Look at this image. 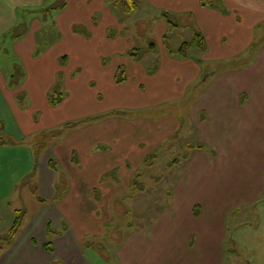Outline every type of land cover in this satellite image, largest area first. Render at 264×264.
Returning a JSON list of instances; mask_svg holds the SVG:
<instances>
[{"label":"rangeland","instance_id":"1","mask_svg":"<svg viewBox=\"0 0 264 264\" xmlns=\"http://www.w3.org/2000/svg\"><path fill=\"white\" fill-rule=\"evenodd\" d=\"M137 1L139 10L125 16L115 11L107 0H89L82 4H77L76 0H43L42 5L18 11L19 27L26 24L24 27L28 28V34L29 28L35 24L36 31L23 55L15 53L18 50L14 45L15 39L24 36L22 28L10 32L0 43V69L4 73L7 70L10 76L6 91L15 93L10 100L13 105L9 104V111L0 106V116L6 110V116L10 117L7 120L0 117L3 121L0 128V264H118V250L128 236L146 227L155 219L156 212L169 206L176 179L185 169L190 178L198 172V161L191 158L196 151L192 145L202 143L194 123L205 116V111L199 114L197 110L202 91L199 86L206 76L204 70L214 66L215 75H219L225 70L248 67L264 49V17L252 12L253 9L236 5V1L229 6L223 0ZM216 1L223 3L226 12L202 5ZM198 8L220 13L222 17L219 18H225L226 24L233 20L242 26V41L239 44L234 42L235 30L230 33L224 30L225 36L207 35L200 23L209 16L199 13ZM165 12L172 14L174 19L170 24L175 27L163 18ZM190 14L192 18L188 25ZM76 26H79L80 33L75 32ZM195 31L205 34L207 45L205 52L201 53L196 47L191 51V59L202 71L196 84L185 90V96L179 103L148 109L131 108L134 97L136 99L135 90L142 93L145 90L140 88L143 83L140 87L137 85L141 73H147L157 58L160 64L162 60L171 58L168 50L178 49L184 42L192 43ZM166 35L168 40L164 41ZM247 35L250 40L246 41ZM150 42L157 44V50L142 63L127 55L131 49L148 48ZM217 47L224 51L228 48L235 54L227 59H204L208 50L211 51L210 56L213 53L217 55ZM21 57L29 71L26 72L24 67L25 77L28 73L30 81L35 80V84L31 86L29 83L28 88L23 89L24 79L12 80L15 73L12 64L23 65ZM64 57L67 61L62 64ZM119 66H124L127 78L122 83L115 80ZM58 73L65 76L67 100L55 109L50 106L48 97ZM119 91L122 98L117 96ZM22 94H26L27 99H22ZM11 107L16 112V121L11 115ZM111 112H140L139 115L145 118L174 113L179 116L184 130L164 149L157 148L152 152L157 154L152 165H142L131 177L130 186L114 199L115 202H111L112 219L105 226L103 236L88 235L82 242L84 250H79L70 234L65 235L70 225L58 211L61 200L56 198L57 187L62 182L64 159L60 156L59 160L54 151L64 146L67 136L81 131L87 124L66 129L55 138L35 137L62 128L66 123L90 117L107 115L105 119H113L114 116L109 115ZM51 116L57 118L55 124L51 122ZM49 123L53 126H48ZM18 126L22 133H19ZM73 140L78 141L77 138ZM249 141H252V136ZM263 142L264 138H260L259 143ZM255 155L259 157L250 158L249 173L247 169L237 170L240 177H234L235 183L243 180L241 191L245 196H254L252 192L255 191L256 200L245 205L235 201L231 206L233 213L227 219L223 264H264V152L262 150ZM52 159H58L56 168L50 164ZM81 165L80 160L76 166ZM117 172L124 183L126 172L122 168ZM66 194L64 192L63 197ZM93 194L96 198L95 191ZM18 217L19 226L9 242L8 237ZM49 228L53 230L52 234L48 232ZM46 244L51 245L49 249L44 248Z\"/></svg>","mask_w":264,"mask_h":264},{"label":"crops","instance_id":"2","mask_svg":"<svg viewBox=\"0 0 264 264\" xmlns=\"http://www.w3.org/2000/svg\"><path fill=\"white\" fill-rule=\"evenodd\" d=\"M76 1L82 4L89 0ZM223 1L228 6L234 5L232 3L236 1V5L253 9L252 12L264 17V0ZM42 3L43 0H0V43L10 32L22 28L24 36L15 39L14 45L18 50L15 53L23 55L36 31L35 24L29 28V35L24 30L26 24L19 27L18 11L21 8H35ZM198 9L199 13L209 16L200 23L207 35L225 36L224 30L229 33L235 30L234 42L239 44L242 41V26L236 25L233 20L226 24L225 18H219L222 17L220 13ZM191 18L190 14L186 24H190ZM247 40H250L248 35ZM217 49V55L213 53L210 56L211 51L208 50L204 53V59H227L235 54L228 48L226 51ZM21 58L23 68L27 69L24 58ZM26 72H29L28 69ZM201 73L200 66L197 67L192 59L180 61L168 57L162 60L156 75L147 76L146 71L141 73L137 85L143 83L139 87L145 90L143 93L135 90L136 99L133 96L134 103L130 106L133 109H148L179 103L185 96V90L196 84ZM204 73L206 76L199 86L202 91L197 110L199 114L205 111V120H195L194 124L201 137L202 143L198 144H203L205 149H195L191 158L198 161V172L190 178L185 169L176 179L169 206L156 212L155 219L146 227L128 236L118 250V264H223L227 219L233 213L231 206L235 201L245 205L256 200L255 191L252 192L254 196H245L241 191L243 180L235 183L234 177H240L238 171L243 169L249 173L250 158H258L259 155L255 153L264 152V142L259 143L260 138H264V49L248 67L225 70L215 75L212 66L207 67ZM9 77L7 70L4 73L0 69V106L6 107L7 111L9 104L13 105L10 100L15 95L14 92L6 91ZM23 81L22 89L28 88L29 83L31 86L35 84V80L30 81L28 73ZM120 91L117 96L122 98ZM6 110L0 117L7 120L10 117L6 116ZM11 110L16 121V112L12 107ZM50 120L53 124L57 122L54 116ZM181 128V120L174 113L158 118L141 115L132 118L114 117L87 124L81 131L67 136L64 146L56 148L55 156L59 160L60 156L64 159L63 168L68 180V191L58 202V211L70 225L65 235L70 234L79 250L83 249L82 242L88 235L103 236L105 226L112 219L111 202L130 186L131 177L141 169L146 157L163 143L167 145L177 133H182L184 128L180 131ZM18 131L22 133L20 127ZM250 136L252 141H249ZM74 138L78 141H74ZM99 144L107 146L108 150H94ZM74 151L80 154V167L72 162ZM120 168L126 172L124 183L117 172ZM112 171L116 173L118 183L112 178H104L105 174ZM94 190H98L101 195L100 203L95 200Z\"/></svg>","mask_w":264,"mask_h":264},{"label":"trees","instance_id":"3","mask_svg":"<svg viewBox=\"0 0 264 264\" xmlns=\"http://www.w3.org/2000/svg\"><path fill=\"white\" fill-rule=\"evenodd\" d=\"M107 2L112 4V6L114 7L115 11L120 12V13H122L125 16L131 15L134 11H137L140 8V3L137 0H107ZM202 5L210 6L212 8L218 9V10H220L223 13L226 12V9H225L223 3L220 2V1L211 2L209 4L202 3ZM163 18H165L166 21L169 22V24L174 19L172 14L168 13V12H165L163 14ZM170 26L172 27L173 25L170 24ZM173 27H175V26H173ZM24 30L26 32L27 28L24 29ZM74 30H75V32H78V33H80V31H81L79 26H76L74 28ZM166 40H168V35H166L164 37V41H166ZM194 47H196L199 51H201V53L205 52L207 50L205 37L202 34V32H200V31H195L194 41L192 43L191 42H184L180 46V48L168 50V54L170 56H172V57L178 58V60H180V61H187V60L191 59V51H192V49ZM156 50H157V44L154 43V42H150L148 48H146V49L134 48V49L129 50L127 52V55L129 57H131L134 61H136L138 63H142L143 60L150 53L156 52ZM66 61H67L66 57L62 58V60H61L62 64H64ZM13 68L15 70V73L12 76V80L15 79V78H17L18 80H23L25 78V74H24V68L22 67V65L16 63V64L13 65ZM159 69H160V60L157 58L155 60V62L153 63L152 67L147 70V74L149 76H154V75H156L158 73ZM64 78H65V76L62 73H58V79L55 82V84H54V86H53V88L51 90V93L49 94V97H48L49 104L53 108L59 107L64 102V100L66 99V94L64 92ZM115 80H116L117 83H122V82H125L127 80L124 66H119L118 67ZM14 81L17 82L16 79ZM19 83H20V81L17 84H19ZM19 96H21V95H19ZM21 97H22V99H27L26 94H22ZM139 113L140 112H132L131 114H127V113H124V112L123 113H121V112H114V113L111 112L109 115H113L114 117H118V116L124 117V116H128V115L137 116V115H139ZM106 116L107 115H101V116H96V117H90L88 119H83V120H80L78 122L66 123V124L63 125L62 128L54 129V130H52L50 132H43V133L39 134V136L37 135L35 138H45V137H53V138H55V137H59L64 132V130H66V129H72V128H76V127H78L80 125H83V124L86 125V124H91V123L98 122V121H101V120H105ZM200 120H205V119L203 117ZM0 128L2 129V122L1 121H0ZM182 129L183 128H181V130ZM177 136H178V133L175 136H173V138H171V140L172 139L174 140L175 138H177ZM165 146H166V144L163 143L160 148L162 149ZM192 147L194 149H197V150L205 149V146L203 144L192 145ZM96 149L98 151H107L108 147L105 146V145H100L99 144V145L96 146ZM156 158H157V154L156 153L148 155L146 157L143 165L145 167H148L149 165H152L151 162L155 161ZM71 159H72V162L74 164H76V165H78L80 163L79 162V158H78V154L76 153V151H74L72 153ZM50 164L54 168H56L57 160L56 159H52L50 161ZM139 177H140V175H139ZM104 178H112L114 181H117L116 173L114 171L105 174ZM61 181H62L61 184H59L58 187H57L58 193H57V196H56V198L59 197L60 200H62L64 198L63 197L64 192L68 191V180H67V177H66L65 173H61ZM133 185H134V183H133ZM94 191H95V195H96L95 200L100 203L101 199H100V196H99V192H98V190H94ZM115 201L116 200H114L113 202H115ZM195 213H196V210H195ZM19 223H20V217H18L16 219V221H15L13 227H12L11 234L8 237V241L9 242L12 240L14 234L16 233V230H17V228L19 226ZM48 232L52 234L53 230L51 228H49ZM50 246H51L50 244H46L44 246V248L45 249H49Z\"/></svg>","mask_w":264,"mask_h":264}]
</instances>
